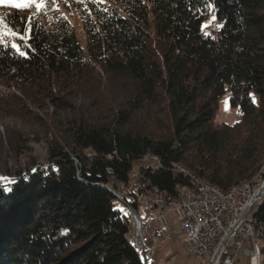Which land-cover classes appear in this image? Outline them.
Returning <instances> with one entry per match:
<instances>
[{"label": "trees", "instance_id": "obj_1", "mask_svg": "<svg viewBox=\"0 0 264 264\" xmlns=\"http://www.w3.org/2000/svg\"><path fill=\"white\" fill-rule=\"evenodd\" d=\"M75 10L83 45L54 10L0 16L18 33L0 35V109L21 104L10 88H30L74 116L48 131L45 168L6 174L0 264H145L125 213L138 215L141 192L175 195L191 180L228 192L264 163V0H81ZM211 14L223 27L206 35ZM101 78L115 108L78 111L65 97ZM223 97L232 124L214 122ZM144 109L153 128L138 122ZM6 134L0 152L17 138Z\"/></svg>", "mask_w": 264, "mask_h": 264}, {"label": "rangeland", "instance_id": "obj_2", "mask_svg": "<svg viewBox=\"0 0 264 264\" xmlns=\"http://www.w3.org/2000/svg\"><path fill=\"white\" fill-rule=\"evenodd\" d=\"M79 1L81 0H36L37 3L42 4V7L37 8L35 4H32L30 10H33L31 12L33 13L42 8H47L65 14L79 42L83 45L82 23L75 10V4ZM96 1L104 2L105 0ZM12 9L21 11L24 8L17 9L10 5H0V16ZM28 11L29 10L25 12ZM211 17L212 14L209 15L207 20L203 23V25L208 24L207 28H203L204 33H209L218 29L217 25L219 24L217 20L212 21ZM0 30H2V28ZM102 79L103 78H101V81ZM9 91L20 99L21 104H17V107L8 106L9 108L7 107L4 110L0 109V136L2 138L6 137V133H8V135L17 137L15 138L16 141L12 139L13 143L7 145L9 149L4 148L0 152V177L4 178H7L6 174L13 170H19L25 174L27 170L32 171L36 167L45 168L47 165L46 135L48 131H51V129H53L54 132L62 131L66 122L74 117L71 111L60 108L58 101L54 102L50 100L49 96H47V92H38L30 88L24 90L10 88ZM64 94L65 93H62L60 96H64ZM67 94L69 96L65 97L68 99L70 98L72 104H74L78 111L101 109L107 104H111L109 106L115 108V104H117L116 102L112 104L109 87L103 85V81L94 87H92V83H89L86 87L82 88L81 91L75 89L69 90ZM94 100H96L95 107H91L95 102ZM147 110L148 109H144L138 115V122H145L144 124L153 128V126H155V118L153 117V112L151 111L152 113L150 114ZM143 118H146L148 122L143 120ZM238 118L237 110L230 108L226 97H223L219 103L214 122L217 124H232ZM144 160L148 161L146 158ZM136 167L138 168L139 166H135V168ZM254 178H260L261 180L264 178V163L261 164L259 172L253 176L251 180ZM248 182L249 181L244 182L243 184ZM261 203L262 200L259 198L258 203L251 207L247 215L253 217L257 213ZM145 209L140 206L138 208V216L142 222L148 226L150 240L143 242V248L142 245L137 247L139 249L138 251H140L139 255L145 264H201L198 259L189 254L183 246L181 242L182 231L178 218L170 209H165L163 211L165 215L164 221L161 219H154V221H152L153 214H150L149 217L151 221L148 222V224L145 219L147 214L145 213ZM132 212L134 211H125L126 215L131 220V224H133L132 231L128 237L131 243L134 240L132 236L134 230ZM241 263H245V260H242Z\"/></svg>", "mask_w": 264, "mask_h": 264}, {"label": "built area", "instance_id": "obj_3", "mask_svg": "<svg viewBox=\"0 0 264 264\" xmlns=\"http://www.w3.org/2000/svg\"><path fill=\"white\" fill-rule=\"evenodd\" d=\"M263 196L264 178L251 190L232 197L229 204L207 201L206 193L197 190L196 196H185L182 189L175 195H167L154 188L141 192L138 200L140 206L156 212V219L164 221L165 209L176 215L183 246L201 264H242V260H245L243 264H260L258 249L263 246L261 227L264 226L252 230L246 213ZM133 218L132 236L143 248V242L150 239L149 228L140 218Z\"/></svg>", "mask_w": 264, "mask_h": 264}, {"label": "bare ground", "instance_id": "obj_4", "mask_svg": "<svg viewBox=\"0 0 264 264\" xmlns=\"http://www.w3.org/2000/svg\"><path fill=\"white\" fill-rule=\"evenodd\" d=\"M177 170L184 172L183 168L181 167H177ZM260 180H261L260 178H254L250 182L235 187L228 192H222L219 189L200 181H191V186L187 188H182V190H183V195L185 196H196V190H197V191H201L202 193H206L207 201H215V203L217 204H229L230 199L232 197L242 195L243 192H247L251 190L253 187L257 185L258 182H260ZM117 198L119 199V197ZM247 214L248 212L246 213V221L250 225L251 229L259 230L255 228V222L253 217H249ZM261 234L263 236V246H260L258 249V259L260 261V264H264V227H261ZM131 244L134 246V248L137 251L139 250L137 247L141 245V243L135 242L134 240Z\"/></svg>", "mask_w": 264, "mask_h": 264}, {"label": "snow or ice", "instance_id": "obj_5", "mask_svg": "<svg viewBox=\"0 0 264 264\" xmlns=\"http://www.w3.org/2000/svg\"><path fill=\"white\" fill-rule=\"evenodd\" d=\"M32 4H35V6L37 8L42 7V4L37 3L36 0H0V5H10L11 7L17 8V9L18 8L27 9ZM211 20L212 21H215L216 20V16L214 14L211 17ZM0 24H3L2 18H0ZM207 27H208V24L202 25V28H207ZM217 27H223V25H217ZM3 28H4V31L2 33H0V35H2V36H12V37H15V36L18 35V33L15 30H9L7 24H3ZM205 34L208 35V33H205ZM20 38L23 39L22 36ZM11 46L17 52H19V54L21 56L25 55V53L20 50V46L18 44L13 43ZM0 182H3V183H0V187H2L5 192H10L12 190L11 189V185L13 183H15L14 180H8L7 178H4V177H0ZM121 211H123V209H121Z\"/></svg>", "mask_w": 264, "mask_h": 264}, {"label": "crops", "instance_id": "obj_6", "mask_svg": "<svg viewBox=\"0 0 264 264\" xmlns=\"http://www.w3.org/2000/svg\"><path fill=\"white\" fill-rule=\"evenodd\" d=\"M143 208V207H142ZM145 209V208H144ZM145 213H147L146 214V223L148 224V222H150L151 220V218L149 217V215L151 214H153V216H152V221H154V219H156V212L154 211V210H152V211H148V210H146L145 209ZM165 216V215H164ZM165 218V217H164ZM150 240V239H149Z\"/></svg>", "mask_w": 264, "mask_h": 264}, {"label": "water", "instance_id": "obj_7", "mask_svg": "<svg viewBox=\"0 0 264 264\" xmlns=\"http://www.w3.org/2000/svg\"><path fill=\"white\" fill-rule=\"evenodd\" d=\"M111 191V190H109ZM4 197V190L2 187H0V199H2ZM117 197V196H116ZM132 214L134 215V217L139 220V216L135 213V212H132Z\"/></svg>", "mask_w": 264, "mask_h": 264}]
</instances>
